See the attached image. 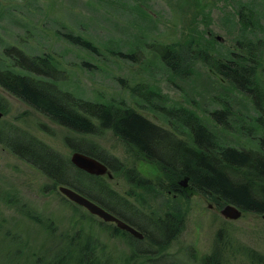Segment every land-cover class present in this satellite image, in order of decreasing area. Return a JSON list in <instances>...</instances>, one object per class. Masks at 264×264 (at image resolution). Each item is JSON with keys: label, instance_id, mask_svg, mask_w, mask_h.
I'll use <instances>...</instances> for the list:
<instances>
[{"label": "rangeland", "instance_id": "1", "mask_svg": "<svg viewBox=\"0 0 264 264\" xmlns=\"http://www.w3.org/2000/svg\"><path fill=\"white\" fill-rule=\"evenodd\" d=\"M67 34L89 40L99 50L94 53ZM252 42L259 45L264 61V0H0V56L11 45L29 53L47 52L65 71L63 86L76 95L115 104L125 101L172 129L163 113L141 104L134 94L133 86L148 83L165 95L168 104H184L199 112L220 139L246 146L257 141L242 131L245 123L239 127L243 116L255 123L249 116L256 114L251 99L200 59H195L188 74L179 75L151 48L156 43L173 44L186 53L199 45L213 56L224 57L232 50L246 53V45ZM119 50L137 52L138 60L120 57ZM0 94L7 107L0 117V135L10 144L30 145L28 135L13 128L17 127L70 158L79 150L75 143L86 146L92 140L116 162L135 167L155 182L162 177L157 163L138 155L112 130L81 133L52 120L1 85ZM220 97L243 115L233 118L230 129L214 126L209 113L222 105ZM113 173L105 175L110 186L156 218L166 216L172 201L181 203L182 228L163 254L191 264H203L202 257L211 254L228 264H259L252 253L264 256L262 214L244 211L238 218H227L221 213L224 205L189 186L147 192L134 187L125 171ZM67 175L73 176L74 168L69 167ZM60 184L55 186L43 171L0 140V264H47L58 249L74 250L77 256L87 227L92 228L99 255L132 259L130 237L114 234L112 223H101L86 207L64 196ZM156 261L143 258L137 264Z\"/></svg>", "mask_w": 264, "mask_h": 264}, {"label": "trees", "instance_id": "2", "mask_svg": "<svg viewBox=\"0 0 264 264\" xmlns=\"http://www.w3.org/2000/svg\"><path fill=\"white\" fill-rule=\"evenodd\" d=\"M66 36L94 53L99 50L89 40L71 34ZM155 46L151 50L173 73L188 74L195 59H200L217 75L248 96L256 113L249 116L255 123H251L242 114L238 115L231 103L221 97L219 102L222 105L209 113L215 120L214 126L222 125L228 129L232 127L233 118L240 119L243 116L239 127L245 123L246 127L243 126L242 131L256 138V144L246 146L225 142L199 112L184 104H168L163 93L145 82L133 86L134 94L143 101H140L141 104L163 113L172 129L154 122L125 101L115 104L112 101L78 96L63 86L67 78L65 71L55 57L47 52L29 53L14 45L5 47L0 56V85L52 120L78 132L100 133L112 130L138 155L157 163L163 175L155 182L135 167H126L124 163L116 162L114 156L110 158L98 142L88 140L86 146L75 143L76 149L104 161L113 172L125 171V176L136 188L147 192L155 189L160 192L182 190L180 180L187 177L189 187L210 195L219 205L233 203L243 211L264 215V61L259 45L248 43L246 53L232 50L224 57L213 56L199 45L189 47L186 53H181V49L173 44L156 43ZM117 53L124 59L138 60L137 52L119 50ZM83 64L91 66L88 61H83ZM0 108L4 112L7 110L1 94ZM13 128L27 134L30 145L10 144L0 135L2 143L37 166L53 180L55 186L60 183L70 185L125 220L145 228L149 235L147 242L131 238L132 259L120 260L109 254L99 255L92 228L87 227L86 230L84 228L87 234H84L85 241L80 243L79 255L75 256L71 249L67 253L58 249L55 255L52 253L49 256L47 264H131L130 261L137 264L139 259L153 255L158 264H190L163 254L183 225V210L179 201H172V207L167 209L163 218H156L152 214L151 217L150 212L146 211L148 216L111 187L105 176L81 169L74 165L69 156L36 135ZM69 167L74 168L73 176L67 175ZM89 185L92 187L89 188ZM114 232L118 234L116 228ZM251 256L254 262L264 264L262 254L255 252ZM202 263L228 264L215 254L203 256Z\"/></svg>", "mask_w": 264, "mask_h": 264}, {"label": "water", "instance_id": "3", "mask_svg": "<svg viewBox=\"0 0 264 264\" xmlns=\"http://www.w3.org/2000/svg\"><path fill=\"white\" fill-rule=\"evenodd\" d=\"M3 115V110L0 108V117ZM71 161L81 169L85 171L97 174L105 175L112 177L114 174L109 166L102 160L97 157L84 153L79 150H75L71 155ZM180 185L183 187L188 186V178L184 177L180 180ZM60 192L70 200L85 206L90 212L95 213L101 216L104 220L115 221L116 225L120 228L127 229L136 236H143V232L136 228L134 225L126 222L124 219L118 217L94 199L86 196L85 194L79 192L75 188L61 183L59 185ZM221 213L227 218H238L243 214V210L233 203H227L221 208Z\"/></svg>", "mask_w": 264, "mask_h": 264}, {"label": "flooded vegetation", "instance_id": "4", "mask_svg": "<svg viewBox=\"0 0 264 264\" xmlns=\"http://www.w3.org/2000/svg\"><path fill=\"white\" fill-rule=\"evenodd\" d=\"M92 214V213H91ZM151 215V214H150ZM93 216H95V217H97L98 219H99V221L101 222V223H113V225H114V228H116V231H117V233L119 234H123V235H128V237H131V238H134V239H138V240H141L142 242H147V240H148V237H149V235L147 234V231H146V229L145 228H140V227H138L137 225H135V224H133L132 222H129V223H131L132 225H134V226H136L139 230H141L142 232H143V236H141V237H139V236H136V235H134L133 233H131V232H129V231H127V230H124V229H121V228H119V227H117L114 223L115 222H113V221H105V220H102L98 215H96V214H93ZM151 217H152V215H151ZM145 223V222H144ZM166 254V253H165ZM166 255H168L169 256V253H167ZM170 256L172 257V254H170ZM156 256H149L148 257V259H151V260H154V259H156L155 258ZM192 258V257H191ZM154 264V263H153ZM156 264V263H155ZM158 264V263H157ZM191 264V263H190Z\"/></svg>", "mask_w": 264, "mask_h": 264}]
</instances>
